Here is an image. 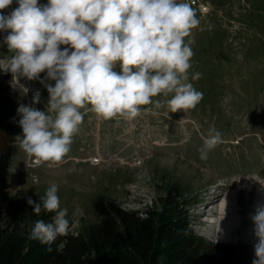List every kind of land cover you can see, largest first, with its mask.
Wrapping results in <instances>:
<instances>
[{
	"label": "rangeland",
	"instance_id": "rangeland-1",
	"mask_svg": "<svg viewBox=\"0 0 264 264\" xmlns=\"http://www.w3.org/2000/svg\"><path fill=\"white\" fill-rule=\"evenodd\" d=\"M202 1L208 11L193 7L199 24L185 38L194 41L191 47L217 22L229 31L223 46L214 42L201 49L211 70L205 69L198 87L205 92L213 87L209 100L214 104L200 102L194 109L174 113L167 107L142 111L131 121L122 117L103 120L88 111L69 153L61 163L51 165L37 164L20 148L19 114L17 153L7 178L12 195L23 191L43 196L55 183L60 208L66 210L70 222L68 234L76 236L97 221L93 204L99 197L115 200L128 210L160 212L172 192L188 211L196 234L213 242L254 247L258 239L251 217L257 205L264 203V55L253 57L264 47V34L234 20L249 8L244 0ZM7 34L0 32V59L12 55L1 51ZM12 86L19 106L32 104L33 93L39 90L36 80L24 77L12 78ZM255 87L260 90L258 96ZM46 103L41 96L34 106L45 110ZM210 128L222 133L223 142L201 159L199 149ZM218 192L219 200L209 205ZM224 200L232 209L227 217L219 218L213 211Z\"/></svg>",
	"mask_w": 264,
	"mask_h": 264
},
{
	"label": "clouds",
	"instance_id": "clouds-1",
	"mask_svg": "<svg viewBox=\"0 0 264 264\" xmlns=\"http://www.w3.org/2000/svg\"><path fill=\"white\" fill-rule=\"evenodd\" d=\"M13 2L0 0V32L8 33L3 42L12 53L0 59V70L17 81H39L49 94L45 110L34 106L40 90L32 104L17 109L19 146L37 164L63 161L88 111L103 120L131 121L142 111L194 109L203 99L188 82L194 41L185 38L199 24L188 0H15L18 6L5 14ZM222 142V133L210 128L200 158ZM27 203L37 216L55 213L51 222L35 220L28 237L51 251L70 229L58 186L52 183L39 202L28 197ZM251 219L258 239L252 264H264V203Z\"/></svg>",
	"mask_w": 264,
	"mask_h": 264
},
{
	"label": "trees",
	"instance_id": "trees-1",
	"mask_svg": "<svg viewBox=\"0 0 264 264\" xmlns=\"http://www.w3.org/2000/svg\"><path fill=\"white\" fill-rule=\"evenodd\" d=\"M244 1L249 3V8L234 20L250 29L258 28L264 34V0ZM228 35L229 31L217 22L211 32L198 37L192 48L194 56L189 80L207 96L201 104H208V101L214 104L209 100L214 95L213 87L207 92L198 87L205 69L211 70L202 59L205 52L201 49L206 44L211 47L214 42L223 46ZM64 47L67 46L61 45V49ZM1 51L3 54L9 52L6 44L1 46ZM258 51L253 58L264 55L263 46ZM193 68L202 74L200 79H192ZM45 75L41 73V78ZM12 78L10 72L0 70V264H252L254 247L242 242H213L196 234L191 228L188 211L172 192L160 212L128 210L115 200L99 197L93 204L97 221L76 236H59L50 246L51 251L48 245L29 239L34 221L51 222V213L35 215L27 198L39 202L40 196L23 191L12 195L8 189L7 178L17 153L19 118ZM36 82L47 101V89ZM259 94L260 90L255 87V95ZM255 107L257 112L258 104Z\"/></svg>",
	"mask_w": 264,
	"mask_h": 264
},
{
	"label": "bare ground",
	"instance_id": "bare-ground-1",
	"mask_svg": "<svg viewBox=\"0 0 264 264\" xmlns=\"http://www.w3.org/2000/svg\"><path fill=\"white\" fill-rule=\"evenodd\" d=\"M224 186L228 187V184H223V187ZM220 196H221V192H218L216 195H214L213 199L209 202L210 203L209 205L215 204L219 200ZM231 209H232V207L230 206L229 201L224 200L222 202V204H220L218 209L213 211V213L215 215L219 216V218H225V217H227L229 215ZM235 221L239 222L238 219H236ZM229 227H230V229L232 228L231 226H229Z\"/></svg>",
	"mask_w": 264,
	"mask_h": 264
},
{
	"label": "built area",
	"instance_id": "built-area-1",
	"mask_svg": "<svg viewBox=\"0 0 264 264\" xmlns=\"http://www.w3.org/2000/svg\"><path fill=\"white\" fill-rule=\"evenodd\" d=\"M48 0H39L40 4H47ZM192 7H198L201 11H208V5L202 0H188ZM18 5L13 2V4L8 8L3 10L5 14H8L12 9L17 7ZM97 161V160H96ZM95 161V162H96Z\"/></svg>",
	"mask_w": 264,
	"mask_h": 264
}]
</instances>
